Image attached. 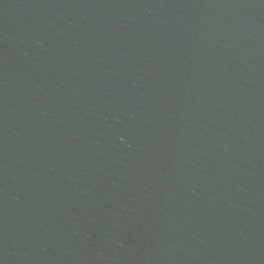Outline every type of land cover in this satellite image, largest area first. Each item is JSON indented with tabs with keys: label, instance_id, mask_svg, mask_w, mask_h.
Segmentation results:
<instances>
[{
	"label": "water",
	"instance_id": "obj_1",
	"mask_svg": "<svg viewBox=\"0 0 264 264\" xmlns=\"http://www.w3.org/2000/svg\"><path fill=\"white\" fill-rule=\"evenodd\" d=\"M0 264H264V0H0Z\"/></svg>",
	"mask_w": 264,
	"mask_h": 264
}]
</instances>
